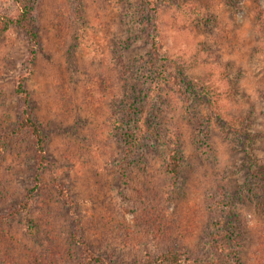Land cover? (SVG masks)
<instances>
[{
	"label": "rangeland",
	"instance_id": "1",
	"mask_svg": "<svg viewBox=\"0 0 264 264\" xmlns=\"http://www.w3.org/2000/svg\"><path fill=\"white\" fill-rule=\"evenodd\" d=\"M144 2L29 0L34 53L23 30L0 36V264H145L171 247L194 264H228L225 226L241 243L231 264H264V0ZM17 12L0 0V17ZM20 78L48 159L31 222L4 217L35 169L31 141L8 138ZM134 109L148 111L153 134L121 174ZM168 148L180 159L174 179ZM76 231L101 263L85 261Z\"/></svg>",
	"mask_w": 264,
	"mask_h": 264
},
{
	"label": "trees",
	"instance_id": "2",
	"mask_svg": "<svg viewBox=\"0 0 264 264\" xmlns=\"http://www.w3.org/2000/svg\"><path fill=\"white\" fill-rule=\"evenodd\" d=\"M15 3L18 6V12L15 15H4L0 17V36L3 35L10 27H17L18 29L23 30L26 33L28 42L30 44V53L33 54L38 45V36L36 31L34 30L32 20L30 19L31 6L29 0H15ZM144 3L147 9L151 8L149 0H145ZM154 53H158L155 47ZM156 56L160 57L159 54H157ZM14 92L20 100L21 110L18 123L16 124L15 128L10 133H8V138H11L13 136L18 138L26 136L31 141L34 152L35 169L31 188H28L26 190L24 200L20 203L18 208H16L14 211H10L4 217L8 219L12 216L23 214L24 218L28 219L27 221L31 222L29 217L30 204H32L35 192L40 188V178L42 170L48 164L46 155V140L39 124L36 122L35 118L32 115V111L29 108V93L25 88L23 78L17 80ZM148 126L149 113L147 110L134 109L133 113H129V115H127L125 132L120 136L123 139L124 144L128 143L129 147L124 149V157L121 158L120 163L118 164V169L120 171L119 173L124 174V171H127V168H129L131 161H133V154L131 155V153L137 154L142 146V143L144 144V141L153 134ZM129 155H131L132 157ZM165 166L168 176L174 179L177 176L180 167L178 151H173L170 148L165 151ZM257 174L261 177L258 179V182L260 181L261 183L255 184L256 187L260 190V195L258 198L259 201L261 200V203L264 204V173L260 172ZM53 184L61 200H63L64 203L68 205L70 209H72L74 207V203L72 201V198L66 193L65 187L61 185L56 178L53 179ZM77 228H79L78 224H76V229ZM225 228H228V226H225ZM224 229H222V237L225 238L226 250L224 252L223 259H225L224 263L231 264L234 261V258H237V256L240 255L241 243L239 242L237 235L232 229H229L227 231H225ZM72 238L76 242H80L84 247V251L86 254L85 261L87 263L102 262V259L100 257L95 256L94 254H92V252L88 251L86 244L83 243L80 238H78L77 231L73 233ZM257 252L264 259V241H260ZM186 256L187 255L183 250L171 247L166 251L156 255L153 259H148L145 264H194L191 262V259H187Z\"/></svg>",
	"mask_w": 264,
	"mask_h": 264
}]
</instances>
